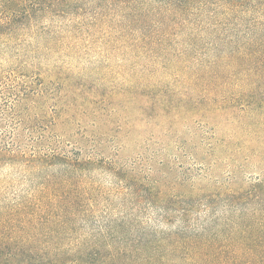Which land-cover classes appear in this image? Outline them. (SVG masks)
I'll return each instance as SVG.
<instances>
[{
  "label": "rangeland",
  "instance_id": "374dc122",
  "mask_svg": "<svg viewBox=\"0 0 264 264\" xmlns=\"http://www.w3.org/2000/svg\"><path fill=\"white\" fill-rule=\"evenodd\" d=\"M196 1L0 0V219L52 228L24 264H194L189 238L264 219L261 73Z\"/></svg>",
  "mask_w": 264,
  "mask_h": 264
},
{
  "label": "trees",
  "instance_id": "16d2710c",
  "mask_svg": "<svg viewBox=\"0 0 264 264\" xmlns=\"http://www.w3.org/2000/svg\"><path fill=\"white\" fill-rule=\"evenodd\" d=\"M167 1L174 5V10L181 18L186 14L185 12L189 11L191 15L195 13L194 10L200 8H196V5L192 6V2H197L196 0ZM144 8L143 11H148ZM202 8L204 9L203 6ZM219 9L221 29L225 32L229 30L230 36L240 43L242 53L249 59L245 69L255 71L254 74H264V0H221ZM249 55L255 57L251 59ZM261 74L259 76L261 81L258 82L263 84L264 76ZM0 151L12 161L20 157L19 151L13 149L5 140L0 141ZM32 158H36V155H32ZM45 158L54 159L55 154ZM86 163H94V161L88 160ZM125 183L126 181L121 184L122 189H125ZM130 184L133 188L136 186L134 183ZM258 187L264 189L262 184ZM255 193L254 191L244 194L227 193L224 199L236 206L239 202L256 199ZM205 198L209 205L211 202H216L211 196ZM55 220L58 221L61 229L67 224V220L70 221V219ZM229 220L231 221L224 222L220 235L209 239L191 237L186 240L188 261H194V264H264V219ZM59 224L56 226L58 227ZM51 232L50 223L45 219H0V264H24V252L28 249V244L36 241L38 235ZM250 240L255 242L257 248L249 249Z\"/></svg>",
  "mask_w": 264,
  "mask_h": 264
}]
</instances>
